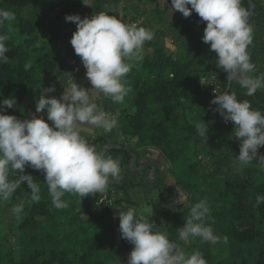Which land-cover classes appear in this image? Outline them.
I'll list each match as a JSON object with an SVG mask.
<instances>
[{"label":"trees","instance_id":"trees-1","mask_svg":"<svg viewBox=\"0 0 264 264\" xmlns=\"http://www.w3.org/2000/svg\"><path fill=\"white\" fill-rule=\"evenodd\" d=\"M110 1L95 0L91 9L94 14L101 12ZM113 1L118 3V0ZM252 1L255 9L249 24L253 28V41L248 52L256 65L251 75L259 76L264 73V0ZM84 2L86 0H0V8L15 14L13 22L5 21L0 25V35L8 36L5 45L9 49L5 53L7 63H0V101L11 97L17 102L4 114L21 120L30 118L43 89L52 87V83L55 91L48 96L59 99L68 86V75L73 76L78 64H67L68 59L74 58V49L60 44L71 26L65 16L78 14L85 7ZM242 6L250 10L249 0H242ZM155 12L158 17V8ZM206 23L194 11L188 18L181 13L179 23L164 30L165 36L180 44L179 53H168L159 42L149 45L153 50L146 51L143 60L132 66L124 77L131 91L124 98L126 107L117 115L118 125L110 134H99L93 140L84 136L98 150L119 160L121 181L117 195L113 198L108 192L94 212L85 203L82 210H88L90 221L84 226L70 215L71 210L82 213L76 203H72V198L79 195L72 197L73 194L66 193L63 199L69 201V206L55 209L45 173L26 166L24 174H31L38 182L41 199L32 203L26 201L31 190L25 182L9 201L0 203V216L10 212L13 220L10 225L14 228H9L10 233L0 241V264L127 262L126 257L122 261L120 257L132 250L133 245L122 239L121 232L116 236L119 228L111 219L115 209L134 208L130 194L134 187L140 192L145 190L148 204L154 208L161 206L155 213L153 231L166 233L187 254L198 250L207 264H264V204L256 206L257 195L264 196V166H259L258 159L259 155H264V147L258 150V157L252 163L240 164L236 160L240 141L235 138L233 122H224L215 111L218 106L212 105L210 97L200 87L201 79L215 69L219 70L225 90L229 83L227 73L216 65V53L202 42ZM26 63L31 64L27 70ZM230 93L264 113V88L248 96L246 89L233 80ZM105 105L116 114L118 104L110 97H106ZM43 117L51 126L46 115ZM203 122L209 129L207 137L197 133L196 125ZM120 137L125 142H120ZM155 153L158 158L152 157ZM146 156L155 160L154 165L141 163V158ZM167 165L175 181L170 186L160 176L162 166ZM151 168L156 170L153 181L148 178ZM17 177L18 173H10V179ZM179 189L187 202L173 207V201L179 200ZM156 190L160 191L159 195L151 199ZM89 197L98 198L99 194L87 199ZM205 199L210 207L208 223L220 237L216 244L228 247L229 254L221 261L214 257L211 242L199 237L179 240L178 229L184 226L191 206ZM21 200L24 209L17 216L11 208ZM12 237L21 243L22 254L18 259L14 256ZM246 245H251L253 250L258 248V252L246 255Z\"/></svg>","mask_w":264,"mask_h":264},{"label":"clouds","instance_id":"clouds-1","mask_svg":"<svg viewBox=\"0 0 264 264\" xmlns=\"http://www.w3.org/2000/svg\"><path fill=\"white\" fill-rule=\"evenodd\" d=\"M90 2L86 0L83 4L90 7ZM171 11L172 14L179 11L185 18L194 11L202 22H207L202 42L216 53V65L227 73L229 81L235 80L248 96L264 88V73L250 75L256 70L248 52L253 28L248 22L250 10L242 6V0H171ZM14 20L13 12L0 8V25ZM65 21L76 26L70 44L80 57L92 87L85 88L68 75V86L59 99L48 96L55 91L53 87L44 88L35 113L44 112L51 126L35 113L23 120L4 114L17 102L11 97L0 101V203L9 201L25 182L31 190V200L40 201V186L31 174H24L26 166L45 173L51 203L57 210L68 207L63 199L66 193L79 195L81 199L104 194L110 181L121 179L119 160L89 143L80 128L91 126L111 132L118 125L117 118L98 106L95 97L103 93L112 102L123 103L131 91L124 80L132 67L126 60H143V46L153 39V32L135 23L125 24L103 11L91 18L66 15ZM7 39V35H0V63L8 61ZM30 67L31 64H25V70ZM211 103L218 106L215 111L225 123L234 124L235 138L240 141L236 160L242 165L252 163L258 150L264 147V113L253 109L249 101L238 100L235 93L216 94ZM196 128L200 137H207L209 129L204 122ZM258 159L259 165L264 166V155ZM12 172L18 173L16 179H10ZM105 199L106 196L100 195L97 203L102 204ZM261 204L264 196L257 195L256 206ZM23 209L21 200L11 212L19 216ZM209 217L206 199L191 206L184 226L178 229L179 240L199 237L204 242L217 243L220 237L214 234ZM118 218L122 239L133 245L127 264H207L202 252L187 254L166 233L153 231V223L143 215L138 216L134 208L120 211ZM224 240L227 242V237Z\"/></svg>","mask_w":264,"mask_h":264},{"label":"crops","instance_id":"crops-1","mask_svg":"<svg viewBox=\"0 0 264 264\" xmlns=\"http://www.w3.org/2000/svg\"><path fill=\"white\" fill-rule=\"evenodd\" d=\"M94 1L95 0H91L90 7L85 6L78 13V15L81 18H84V17L90 18L92 15H94V12L91 9ZM155 1H156V3H155ZM156 8H158V17H157L156 12H155ZM102 11L108 13L109 15L117 17L119 20H121L125 24L135 23L138 26H143L147 29H150L153 32V39L151 41L145 42V44L143 46L144 50H143L142 55L146 51L153 50L150 46H152L154 43H158V42L161 43L166 48V51L168 53H172L175 55L179 53V51L181 49L180 44L178 45L177 43H175L173 41V39L171 37L165 36V34H164V30H166L169 27H172V25H177L179 23V21L181 20V13L179 11H176L172 14L171 3L169 2V0H118V3L111 0L110 3L105 5V7ZM133 18H137V19L133 20ZM75 31H76V26L74 23L71 22V26L64 33L63 39L60 43L61 46L63 44H65L67 47L73 48L70 44V39L72 37L73 32H75ZM126 62L131 64L132 66H134L136 63H138L140 61H136L135 59H128V60H126ZM71 63H78L77 67H75V69L73 70L72 78L79 85H81L85 88H91L92 85L90 84V82L86 78V69L83 67V64H82L80 57H78L74 53V58H70L67 60V64L70 65ZM95 102L98 104V106L103 108L106 112L111 113L110 110H107V108H106V105H105L106 104V96H104L103 93H99L95 97ZM117 104H118V109L116 110L117 111L116 114L111 113L112 115L116 116V118H117V115H119L120 109L123 107L121 103H117ZM124 104H126V102ZM120 106H122V107H120ZM124 107H126V106H124ZM41 116H44L43 113L37 114V118H40ZM80 132H81L82 136H85V137L93 140L94 137L98 136L99 134H104V133L110 134L112 131L111 132H105L103 129H100V128H94L91 126H83L80 128ZM119 141L125 142V139L123 137H120ZM108 143H109V145H110V143H112L110 141V139L108 140ZM110 146L112 147V145H110ZM131 146H133V145H131ZM152 157L156 158L157 156L155 155ZM154 161L155 160H153L152 158H150L148 156L141 158V163L144 165H154ZM157 161H158V159H157ZM132 165H133V163H132ZM162 169L163 170H162V173L160 176H161V178L166 180V177H168V175H169L168 171H167V167L165 166V168H164L162 166ZM155 171H156L155 168L150 169V171L148 173V178L150 180H151V178H153ZM111 183L112 184H110V185L112 186V188L109 190L114 191V187L117 188L118 184L115 182L114 183L111 182ZM157 184H160V183H157ZM134 191H136V190H134ZM156 191L159 195L160 191L159 190H156ZM136 192H138V191H136ZM141 192H143L145 194L144 189H142ZM141 192L139 191L138 193L141 194ZM100 195H103V194H99V196ZM143 199L147 202V196H144ZM159 207H161V206H159ZM164 219L166 220L165 217H164ZM116 236H117V234H116ZM129 255H130V253H129ZM120 261H122V260H120Z\"/></svg>","mask_w":264,"mask_h":264},{"label":"rangeland","instance_id":"rangeland-1","mask_svg":"<svg viewBox=\"0 0 264 264\" xmlns=\"http://www.w3.org/2000/svg\"><path fill=\"white\" fill-rule=\"evenodd\" d=\"M126 86H127V83H126ZM129 94H130V92L127 94V96H129ZM125 102L126 101H123V103H121L123 107L126 105V104H124ZM122 106H120V107H122ZM42 113H43V115H46L44 112H42ZM156 156H157V154H156ZM259 166H261V165H259ZM166 167H167L168 174L170 175V167L168 165ZM169 175H168V177H166V180H165L166 181V184L169 185V186L170 185H174L175 184V181ZM171 175L174 178L176 177V174L171 173ZM178 180H180V178ZM120 181H121V179L110 181V183L108 185V188L106 190V193H104L103 195L105 196L108 192H111L110 194L114 198L117 195V188L114 187V191L109 190V189L112 188V186L110 184H112L111 182H113V183L115 182V183L118 184V182H120ZM156 183H158V181H156ZM134 190H136V191L139 192L140 189L138 187H134L132 190H130V194H131V197H132V201L135 204L134 205V209L137 211V213H139L140 215H143L147 220H149L150 222L154 223L155 216H156L155 213H156L157 209L159 208V205L157 206V208H154L153 206H151L150 204H148V202H146L143 199L144 196H145V194L143 192H141V194L142 193L143 194L140 196L139 193L136 192V191H134ZM179 191H180L179 200H174L173 201V203H172V206L173 207H177L178 205H181V204L184 205L187 202L185 195L182 193V191L180 189H179ZM28 194L29 193H27L26 195H28ZM157 195H158V193H157V191H155L154 193L151 194V199H155V197ZM73 196H75V194H73L72 197ZM65 198H66V196H65ZM97 200H98L97 197H94V198L89 197V199H87V197H84V198L81 199V197L75 196L74 199L72 198V203L75 202L76 205H77L78 210H80L82 213L80 214V212H78L77 210L76 211L71 210L70 211V215L73 214L72 217H71V219H73L75 217L77 219V222L79 224L82 225V222H83V225L84 226L85 225H88L89 224V221H90V214L88 213V210H87V212H85L84 210H82L83 209V205L85 203H87L90 206V210L92 212H94L99 207V204L97 203ZM26 201L29 202V203H32V200H31L30 196L26 199ZM67 203H68V206H69V201ZM120 211H123V209L122 208L121 209H115L113 211L112 219H111V222L116 223V226H118V228H119V218H118V214H119ZM40 220H42V218H40ZM10 223H13L12 215L10 214V212L9 213H6V214H3V215L0 216V241L3 240L4 237H6V234L10 233L9 232V228H13V226H11ZM68 228H70V225L68 226ZM164 229H165V226H164ZM116 234L119 237V234H120L119 229L117 230V233ZM11 240L14 242V253H15L14 256H15V258L18 259V258L21 257V254H22L21 247H20L21 246L20 245L21 243L15 237H12ZM67 243H69V242H67ZM249 246H250V250L248 251V247ZM253 252L254 253H257L258 252V248H256V249L253 250V248H252L251 245H246L245 246V254L246 255H250ZM212 253L214 254V257L216 258L217 261H221V260L225 259L228 256L229 251H228V247L226 249L225 244L224 245H221L220 243H218V244L212 243ZM128 256H129V254L126 256V258H128ZM126 263L127 262L123 263V262L116 261V263H114V264H126Z\"/></svg>","mask_w":264,"mask_h":264},{"label":"built area","instance_id":"built-area-1","mask_svg":"<svg viewBox=\"0 0 264 264\" xmlns=\"http://www.w3.org/2000/svg\"><path fill=\"white\" fill-rule=\"evenodd\" d=\"M200 87L203 92L208 94L210 102L215 98L216 94L219 95L226 92L218 69L212 70L208 76L203 77L200 82Z\"/></svg>","mask_w":264,"mask_h":264},{"label":"water","instance_id":"water-1","mask_svg":"<svg viewBox=\"0 0 264 264\" xmlns=\"http://www.w3.org/2000/svg\"><path fill=\"white\" fill-rule=\"evenodd\" d=\"M249 3H250V13L251 14L249 16V21L248 22L250 23L252 18H253V15H254L255 4H254V2L252 0H249ZM231 85H232V81H229L226 92L230 93ZM52 87L54 88V83H52ZM151 180H153V178H151ZM158 183H160V182H158ZM132 250H130L129 252H127L124 255H122L120 257V260H123L129 253H131Z\"/></svg>","mask_w":264,"mask_h":264}]
</instances>
